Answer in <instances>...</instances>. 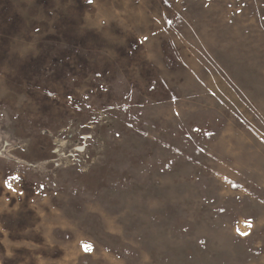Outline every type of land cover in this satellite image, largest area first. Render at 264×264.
<instances>
[{"label": "rangeland", "instance_id": "374dc122", "mask_svg": "<svg viewBox=\"0 0 264 264\" xmlns=\"http://www.w3.org/2000/svg\"><path fill=\"white\" fill-rule=\"evenodd\" d=\"M0 264H264V0H0Z\"/></svg>", "mask_w": 264, "mask_h": 264}, {"label": "snow or ice", "instance_id": "6c2138e0", "mask_svg": "<svg viewBox=\"0 0 264 264\" xmlns=\"http://www.w3.org/2000/svg\"><path fill=\"white\" fill-rule=\"evenodd\" d=\"M9 187H10V185H9ZM83 247H84L85 251H90L91 250V245L90 244H85V245H83Z\"/></svg>", "mask_w": 264, "mask_h": 264}]
</instances>
